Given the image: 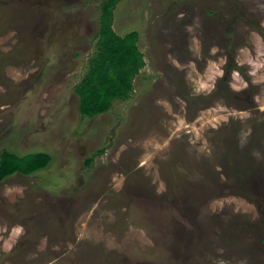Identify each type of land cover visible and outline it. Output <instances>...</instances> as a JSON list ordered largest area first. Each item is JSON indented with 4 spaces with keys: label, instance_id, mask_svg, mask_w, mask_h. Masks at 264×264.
<instances>
[{
    "label": "rangeland",
    "instance_id": "obj_1",
    "mask_svg": "<svg viewBox=\"0 0 264 264\" xmlns=\"http://www.w3.org/2000/svg\"><path fill=\"white\" fill-rule=\"evenodd\" d=\"M102 3L0 0V154L51 157L0 182V264H264V0H120L146 66L86 118Z\"/></svg>",
    "mask_w": 264,
    "mask_h": 264
},
{
    "label": "trees",
    "instance_id": "obj_2",
    "mask_svg": "<svg viewBox=\"0 0 264 264\" xmlns=\"http://www.w3.org/2000/svg\"><path fill=\"white\" fill-rule=\"evenodd\" d=\"M102 1L97 49L90 58L89 69L75 89L80 114L86 118L107 113L115 100L126 101L134 91L135 77L146 66L144 54L138 47V32L121 36L113 29L114 10L120 0ZM234 7L230 4L231 10ZM249 24L264 38V29L251 22ZM50 161L47 153L19 156L4 149L0 154V182L15 174L28 176L37 173L45 169ZM93 162L92 156L86 159L85 164L89 167ZM189 263H192L191 259Z\"/></svg>",
    "mask_w": 264,
    "mask_h": 264
}]
</instances>
